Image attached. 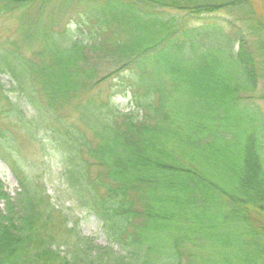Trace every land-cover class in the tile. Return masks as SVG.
<instances>
[{"label": "trees", "instance_id": "16d2710c", "mask_svg": "<svg viewBox=\"0 0 264 264\" xmlns=\"http://www.w3.org/2000/svg\"><path fill=\"white\" fill-rule=\"evenodd\" d=\"M0 22V74L36 111L12 114L30 138L50 132L46 173L107 242L67 226L44 169L0 133L18 184L10 195L0 179V264H264V20L251 0H0ZM98 49L116 57L105 87L85 55ZM213 49L233 61L220 78ZM211 78L231 92L216 107L195 94ZM55 111L59 138L38 118Z\"/></svg>", "mask_w": 264, "mask_h": 264}, {"label": "rangeland", "instance_id": "374dc122", "mask_svg": "<svg viewBox=\"0 0 264 264\" xmlns=\"http://www.w3.org/2000/svg\"><path fill=\"white\" fill-rule=\"evenodd\" d=\"M251 3L258 15L261 16V18L264 20V0H251ZM219 15L222 16H230V14H227L225 10H220ZM231 17V16H230ZM68 25L72 26L73 20L68 17ZM1 23V22H0ZM7 27H12L13 22L7 21L5 22ZM113 31L112 29L106 28L104 32L101 35V44L103 42V39H105L110 32ZM6 33L3 30V27L0 26V36H5ZM103 46L108 47L106 44H102ZM213 56L209 58V63L212 65L211 69H213V76H220L222 75V68H227L230 70V68H233V61L231 58L229 59H223L221 57V50L213 49ZM85 55L89 58H92L94 60L98 61V67H97V78L107 76V79L101 83L102 87H105L108 85V82L111 81L113 74L111 72L115 68L114 66V60L115 58L108 55L106 52L102 49H98L96 51L86 52ZM197 58V55H196ZM198 61L202 64V60L197 58ZM197 59H194V62H197ZM91 64H94L92 61ZM182 64V63H181ZM191 70H187V73L185 75V78H191L192 81L197 79L199 75H197L194 72L193 63L192 66L189 67ZM189 73V76H187ZM190 74L192 77H190ZM201 79V78H200ZM203 81H205V78H203ZM219 81L215 78H211V81L207 82L206 90L204 93L203 91H196L195 94L202 95L203 100H209L214 101L215 106L219 105L220 103L225 102L227 98L231 97V92L226 91L224 93H221V89L218 87ZM13 82L11 78L8 75L0 74V90L6 94L7 100L0 99V133L5 136L6 145L10 148L12 143H15L16 149L11 150L13 153V157L18 160L19 162H33L35 164H39L42 169H44L45 173L47 171L46 166L48 163H54L56 160L53 158H48L47 151H44L41 147L40 143H56L53 138L50 137V132H47L44 134L42 130L33 138L28 137L23 130L20 128V123L17 120V117L13 116L14 110L10 107L12 103H15V105L19 108V111L22 112V114L25 116V119L32 118L36 115L35 109L24 100L18 99L17 92H9V90L12 89ZM222 85V84H221ZM208 87V88H207ZM260 87V86H259ZM260 93V91H258ZM214 95V96H213ZM129 99V95H126V97L117 96L116 102L120 104V106H124V104H127ZM259 105L260 111L262 112L263 119H264V102L257 101L256 102ZM186 105V102H185ZM202 106L197 107L196 104H193L192 106H187L186 113H189L190 111L194 110H201ZM58 111H55L52 116V119H50L48 116H43L41 114H38V118L42 121L47 122L44 124L45 129H49L51 126L54 130V136L56 135L57 138L58 132H59V126L56 122V116L58 115ZM72 120H69V122H72L74 117H71ZM50 124V125H49ZM49 135V136H48ZM195 150V149H194ZM194 156V155H193ZM196 157V156H195ZM200 157V156H199ZM10 158L11 157H5L4 159L0 156V179L3 181L5 185V190L10 194L13 195L18 187L16 177L14 173L12 172L10 168ZM38 165V166H39ZM218 169L215 172V175H219V173L222 172V166L218 165ZM47 174V173H46ZM49 177L48 183L46 182V189L49 196H51V201L55 203L56 205L60 206L62 208V213L65 216V219L67 221V226H71L73 224V221L76 222L77 228L76 230L80 231V234L83 236L91 237L93 242L95 244L106 246L107 242L105 239V236L103 232L101 231V227L99 225L98 220L96 217L92 214H87V212L84 209H79L73 199L69 198L63 191L62 186H60L59 181L57 179L56 174L52 172L51 175L47 174ZM47 177V178H48ZM60 186V187H58Z\"/></svg>", "mask_w": 264, "mask_h": 264}]
</instances>
